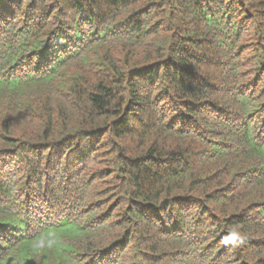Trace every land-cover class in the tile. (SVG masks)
<instances>
[{"label": "trees", "instance_id": "trees-1", "mask_svg": "<svg viewBox=\"0 0 264 264\" xmlns=\"http://www.w3.org/2000/svg\"><path fill=\"white\" fill-rule=\"evenodd\" d=\"M0 264H264V0H0Z\"/></svg>", "mask_w": 264, "mask_h": 264}]
</instances>
